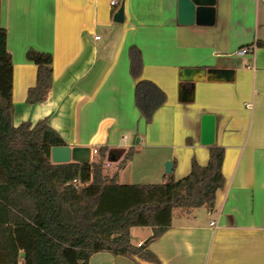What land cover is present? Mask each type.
<instances>
[{"label": "crops", "instance_id": "0c3cea01", "mask_svg": "<svg viewBox=\"0 0 264 264\" xmlns=\"http://www.w3.org/2000/svg\"><path fill=\"white\" fill-rule=\"evenodd\" d=\"M116 1L2 0V24L14 61L15 125L47 119L71 147H133L134 157L119 169V182L137 165L138 170L154 168L159 181L125 184H148L161 183L171 173L176 179L186 176L194 158L207 165L210 146L200 142L201 116L214 113L215 144L225 148L226 185L218 190L214 207L176 211L172 226L148 244L159 262L101 251L90 264H264V48L256 46L264 40V0H217L211 25L180 24L178 0ZM121 4L124 20L117 22ZM251 44L256 46L252 52L238 54ZM132 46L142 53L140 78L152 80L167 95L147 128L163 136L160 119L183 124L164 159L149 149L148 132L137 143L130 136L139 134L145 121L135 104ZM31 48L54 56L53 85L38 104L26 100L37 76L36 64L27 59ZM17 59L22 63L19 84ZM184 66L233 68L235 78L196 82L194 101L181 102L179 69ZM114 156L107 163L115 166L110 176L122 159ZM166 159L172 161L171 173ZM135 229V245L153 234L147 227L144 237L135 240Z\"/></svg>", "mask_w": 264, "mask_h": 264}, {"label": "trees", "instance_id": "16d2710c", "mask_svg": "<svg viewBox=\"0 0 264 264\" xmlns=\"http://www.w3.org/2000/svg\"><path fill=\"white\" fill-rule=\"evenodd\" d=\"M256 46L264 48V40ZM27 59L37 66L35 85L27 102L42 103L54 81V56L31 48ZM131 74L137 79L135 104L147 124L166 102L167 95L152 80L141 79L142 53L130 49ZM14 61L8 48V30L2 24L0 0V264H90L101 251L138 255L159 262L148 244L171 226L177 210L214 207L218 190L226 185L225 148L210 146L207 165L195 158L190 172L179 179L171 173L161 183L119 182V169L135 154L100 146L94 160L54 163L53 146L67 145L47 119L14 123ZM112 155L120 159L109 175ZM77 178L79 188L66 185ZM133 227H150L153 234L138 246Z\"/></svg>", "mask_w": 264, "mask_h": 264}, {"label": "water", "instance_id": "95a60500", "mask_svg": "<svg viewBox=\"0 0 264 264\" xmlns=\"http://www.w3.org/2000/svg\"><path fill=\"white\" fill-rule=\"evenodd\" d=\"M217 0H178V22L183 25H211L216 18ZM114 20H124V5L114 16ZM235 78L233 68L217 67H188L179 69V93L178 99L181 102H193L195 99L196 82H231ZM217 116L214 113H203L201 116L200 142L203 145L211 146L216 142ZM139 141V138L137 139ZM51 158L54 163H67L76 161L87 163L91 161V148L88 146L69 145L53 146ZM172 161L167 160L166 171L172 172Z\"/></svg>", "mask_w": 264, "mask_h": 264}, {"label": "rangeland", "instance_id": "374dc122", "mask_svg": "<svg viewBox=\"0 0 264 264\" xmlns=\"http://www.w3.org/2000/svg\"><path fill=\"white\" fill-rule=\"evenodd\" d=\"M31 62V61H29ZM35 64V63H34ZM22 65V63L20 61H18V59L16 60V68L18 69L17 71V76H16V82L17 84H19L20 81V71H19V66ZM30 76V75H29ZM26 77H28V74L26 73ZM16 94H18V87L16 88ZM182 106V105H181ZM177 120L173 119L168 120V119H160L159 124V131L161 134H163V136H158L155 135L156 132L154 131L153 127H148L147 128V124L145 121L142 122L141 124V128L140 130L143 131V133L140 131L139 134L136 133H130L131 139L133 142L137 143V139L140 137H145V133L148 132L149 137V145L150 143L152 144H156L153 145L152 147L149 149L152 150H158L159 156L161 155L162 159H164L166 157V153L170 152L173 150L174 146L173 143H175V141H177L178 139V131H181L183 129V124H181L179 122V124L176 123ZM178 122V121H177ZM152 128V129H151ZM146 131V132H144ZM169 133L174 134V136L172 135V138L169 137ZM145 139V138H144ZM144 141V140H143ZM174 141V142H173ZM144 152V150L142 151ZM96 154H93L91 161L94 160L96 158ZM116 158V156H114ZM167 160V159H166ZM165 160V167H166V161ZM161 163L162 160H161ZM138 164V163H137ZM113 170H115V166L112 167H107L106 165V173H112ZM159 174L158 171H155L154 168L152 170H149V168L147 170L142 169V170H138L137 169V165H132L130 167V169H128L125 173L124 176L120 177V183H145V182H156L159 181ZM168 179V177L166 178V180ZM139 229H135L138 230L135 233V240L141 239L144 237V230H146L147 227H138ZM19 264H23V257H21Z\"/></svg>", "mask_w": 264, "mask_h": 264}, {"label": "built area", "instance_id": "2783aa9c", "mask_svg": "<svg viewBox=\"0 0 264 264\" xmlns=\"http://www.w3.org/2000/svg\"><path fill=\"white\" fill-rule=\"evenodd\" d=\"M117 3L118 2L116 0H112V2H111L112 5H116ZM99 37H100L99 35L95 36L96 39H99ZM255 47L256 46L253 44L243 46V47L238 49V54L250 53L255 49ZM97 151H98L97 148L91 149V158H92L93 154H97ZM66 185H73L74 187L79 188L82 185V183L77 178H75L71 182L66 183ZM211 223L214 224L215 222L212 221ZM142 243H143L142 241L138 242V246H141Z\"/></svg>", "mask_w": 264, "mask_h": 264}]
</instances>
